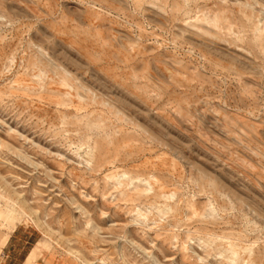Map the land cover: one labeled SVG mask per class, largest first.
<instances>
[{
    "label": "rangeland",
    "instance_id": "374dc122",
    "mask_svg": "<svg viewBox=\"0 0 264 264\" xmlns=\"http://www.w3.org/2000/svg\"><path fill=\"white\" fill-rule=\"evenodd\" d=\"M0 264H264V0H0Z\"/></svg>",
    "mask_w": 264,
    "mask_h": 264
},
{
    "label": "crops",
    "instance_id": "0c3cea01",
    "mask_svg": "<svg viewBox=\"0 0 264 264\" xmlns=\"http://www.w3.org/2000/svg\"><path fill=\"white\" fill-rule=\"evenodd\" d=\"M9 239V238H8ZM8 239H7V241H8Z\"/></svg>",
    "mask_w": 264,
    "mask_h": 264
}]
</instances>
